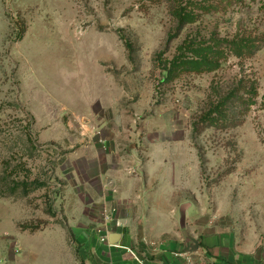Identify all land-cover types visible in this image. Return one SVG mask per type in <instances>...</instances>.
I'll return each mask as SVG.
<instances>
[{
	"label": "rangeland",
	"instance_id": "rangeland-1",
	"mask_svg": "<svg viewBox=\"0 0 264 264\" xmlns=\"http://www.w3.org/2000/svg\"><path fill=\"white\" fill-rule=\"evenodd\" d=\"M183 2L212 9L179 30L167 0H0V264L80 259L82 216L114 221L85 224L100 242L264 264V0ZM188 39L216 67L166 71Z\"/></svg>",
	"mask_w": 264,
	"mask_h": 264
},
{
	"label": "crops",
	"instance_id": "crops-1",
	"mask_svg": "<svg viewBox=\"0 0 264 264\" xmlns=\"http://www.w3.org/2000/svg\"><path fill=\"white\" fill-rule=\"evenodd\" d=\"M87 219H90L89 221ZM72 222H78L81 223V225L78 227V229H81L83 231V233H85L84 235H80L79 238L82 240V243L79 242L81 244L80 250V254H81V260L78 259V257L74 256L72 254L71 258H67L66 261H64L63 264H137L134 259L132 258V256L125 250L116 247V246H110L108 241L105 240L106 234H110V233H120L119 231H110L108 229L107 233H104V237H102V241L100 242L99 239V233L98 231H94L93 229H87V226L85 225L86 223H94L97 222V224L100 223L99 225V229H103V228H107L109 227V225H112L114 221L107 219L105 222L107 223V225L104 227L103 225L101 226V224H103V219H95L92 220L91 218H86L85 216L79 217V218H74L71 219ZM94 221V222H93ZM75 227V226H74ZM97 228V229H98ZM52 230H57L58 228H56L55 226L50 228ZM49 229V230H50ZM48 230V229H46ZM46 230L44 231H40V232H36V233H31L29 231H18V236L21 237H25L27 235L29 236H37V235H41L43 234ZM74 230H77L74 229ZM101 232V231H100ZM123 235V240L120 243V246H124V247H128L131 248V250H133L134 252H136L137 254H139V256L141 258H144L145 260L151 261L154 264L158 263V262H162L164 264H184V262L182 260H179L177 258L174 257V254L176 250H171L170 251H156V252H151V251H145V245L143 244V242H141L142 244L140 245V248H132L128 245H123L124 243V234L120 233ZM107 235V236H108ZM85 238V240L83 239ZM108 238V237H107ZM70 240L68 239V236L66 235V239H65V243L68 242V252L73 253L72 249H71V244L69 242ZM14 243L16 244V247L18 248L17 253L21 252L20 251V242H18V237L16 238V240L14 241ZM157 255L156 258H152V255Z\"/></svg>",
	"mask_w": 264,
	"mask_h": 264
},
{
	"label": "trees",
	"instance_id": "trees-1",
	"mask_svg": "<svg viewBox=\"0 0 264 264\" xmlns=\"http://www.w3.org/2000/svg\"><path fill=\"white\" fill-rule=\"evenodd\" d=\"M167 1L169 6V13L176 22L179 30L183 29L187 25L194 24L198 21V14L195 12L197 7H201L205 13H209V11L212 9V6L206 7L202 4L199 5L198 4L194 5L192 3L187 4L184 3L183 0H167ZM230 1H235V0H224L223 5H228ZM189 5H191L194 8L190 9L191 7ZM227 43L231 47H233L232 49L236 53H238V55L240 52H242L243 47L242 46L239 47L237 41H231ZM214 44L215 46H217L219 43L216 41L213 43V45ZM238 48L240 49L237 50ZM220 55H221V51L220 50L216 51L214 46L213 47L203 46V44L198 42L197 39H188L185 42L184 46L180 48L178 56L171 63L172 67L166 71H168L170 74L172 73L175 74L176 71H178L181 68L185 69V67H191V68H187L190 70L212 69L217 65V63H215V57H220ZM227 101H229V99ZM225 105L226 102L225 104L219 103L217 105H213L210 110L209 117L215 113L221 114L219 112V109ZM11 185L12 186H9L7 189L11 195H13L20 187L23 189V191H25L27 188L32 186H35L34 188L41 187V185L38 182H35L34 184L33 183L19 184L13 182L11 183ZM0 196L5 197V194L1 192V189H0ZM21 231H30L31 233L37 232V230L22 229V228Z\"/></svg>",
	"mask_w": 264,
	"mask_h": 264
},
{
	"label": "built area",
	"instance_id": "built-area-1",
	"mask_svg": "<svg viewBox=\"0 0 264 264\" xmlns=\"http://www.w3.org/2000/svg\"><path fill=\"white\" fill-rule=\"evenodd\" d=\"M107 235L108 234H106V237H105L106 241H108V238H107L108 236ZM142 242H143L144 245H148V241L147 240L144 239ZM116 247H119V248L127 251L132 256V258L134 259V261L137 264H154L151 261H148V260H145L144 258H141L139 256V254H137L136 252L131 250V248L124 247V246L122 247V246H120V244L116 245ZM174 257L179 259V260H182L184 262V264H194L193 261H192V258L188 254L175 253ZM156 264H164V263L158 262Z\"/></svg>",
	"mask_w": 264,
	"mask_h": 264
},
{
	"label": "water",
	"instance_id": "water-1",
	"mask_svg": "<svg viewBox=\"0 0 264 264\" xmlns=\"http://www.w3.org/2000/svg\"><path fill=\"white\" fill-rule=\"evenodd\" d=\"M184 238L186 240L187 248L185 252H197L200 249V243L190 237V235L185 231ZM123 240V235L120 233H110L108 235V243L110 246H116L120 244Z\"/></svg>",
	"mask_w": 264,
	"mask_h": 264
}]
</instances>
